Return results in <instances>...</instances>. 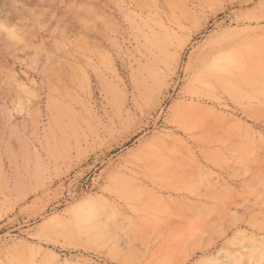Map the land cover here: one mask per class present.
Segmentation results:
<instances>
[{
    "label": "rangeland",
    "instance_id": "rangeland-1",
    "mask_svg": "<svg viewBox=\"0 0 264 264\" xmlns=\"http://www.w3.org/2000/svg\"><path fill=\"white\" fill-rule=\"evenodd\" d=\"M0 264H264V0H0Z\"/></svg>",
    "mask_w": 264,
    "mask_h": 264
}]
</instances>
